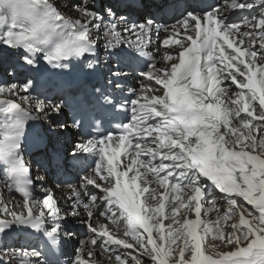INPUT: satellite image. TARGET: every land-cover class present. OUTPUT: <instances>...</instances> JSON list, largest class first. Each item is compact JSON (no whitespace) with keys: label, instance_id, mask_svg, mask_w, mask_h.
Listing matches in <instances>:
<instances>
[{"label":"snow or ice","instance_id":"snow-or-ice-1","mask_svg":"<svg viewBox=\"0 0 264 264\" xmlns=\"http://www.w3.org/2000/svg\"><path fill=\"white\" fill-rule=\"evenodd\" d=\"M73 7L79 18L66 16L52 0H0V161L23 196L19 210L0 199V264H58L53 257L74 235L66 230L68 222L53 197L49 194L37 201L33 181L28 179L23 159L25 125L38 118L29 109L34 107L48 119L50 114L59 116L64 107L33 97L39 86L33 74L41 71L42 62L65 69L69 67L65 61L87 54L92 57L88 69L99 72L107 67L105 87L124 93L128 72L120 63L109 66L98 56L99 35L108 22L105 51L121 56L120 46L127 45L132 51L126 54V67L145 83L123 101L95 89L101 107L131 113L129 122L117 125L120 148L131 151L122 168L111 155L105 164L107 154L100 146L112 141L109 134L99 141L90 139L71 153L74 162L84 153L99 157L82 177V185L100 190L98 196L86 188L83 194L73 189L68 215L79 217L82 206L88 219L81 223L94 235L82 242L72 264H85L84 245L95 248L98 238L106 246L139 253L111 249L110 264H264V0H231L230 9L247 12L235 22L218 7L185 8L183 19L170 31L164 29L162 58L168 63L157 68L151 62L142 71L137 70L135 58L147 55L144 39L154 28L160 31L153 19L124 29L135 35L134 43L115 31L114 22H126L127 17H117L113 6L81 0ZM117 7L136 5L129 0ZM254 8L258 17L251 12ZM173 44L179 46L175 60L167 51ZM34 99V105L22 106ZM66 127L59 123L60 129ZM53 163L62 164L55 153ZM223 204L227 205L223 216L217 215L215 221L201 219L202 210L219 213ZM97 212L118 227L122 218L123 234L130 239L116 238L98 218L94 223ZM193 212L195 219H189ZM178 214L183 219H177ZM228 220L233 222L225 235L216 226ZM209 233L215 234L202 247ZM36 234L46 238L43 248L25 246L17 239ZM217 241L234 250L217 252Z\"/></svg>","mask_w":264,"mask_h":264},{"label":"bare ground","instance_id":"bare-ground-1","mask_svg":"<svg viewBox=\"0 0 264 264\" xmlns=\"http://www.w3.org/2000/svg\"><path fill=\"white\" fill-rule=\"evenodd\" d=\"M102 1L108 2L109 4L107 6H113V10L117 12V17L119 15H124L127 17L126 22H120L118 19L114 22L115 31L120 33L122 38L130 40L134 43L136 42L135 35L126 33L124 29L128 25L135 23L136 18L138 19V22L135 24L139 25V24L146 23L148 18L146 20L143 18L145 16L143 15V10L146 7H151L153 5H156V3L152 2L151 0H141L142 7L122 10L121 7H117L119 5L116 3L117 2L116 0H102ZM52 2L55 3L60 8V10L64 12L66 16H69L74 19L79 18L78 13L76 12L75 8L71 6V4L78 3L80 2V0H52ZM240 2H243V0H240ZM227 4L229 6V1ZM257 17H258V13H257ZM108 23H109V27H111V22H108ZM176 24L177 22L175 24H166L165 26L161 27L158 23H156V25L160 27V31L157 32L156 29L154 28L152 33L150 34V37L147 39H144L143 41L144 50L147 53V55L144 57L147 59H150L152 62H155L157 68L161 67L165 63H168L164 61L162 58L163 53L165 52V48L161 47V41L166 36L164 29H168L170 31L172 26ZM109 27H103L99 35L98 44L99 45L102 44L103 48H104V44L106 43L105 34L109 32ZM107 38L110 39L111 37L109 36ZM120 47L124 49V53L121 56H109L107 52L105 53L106 57L109 59V61H111L110 65H112L113 63H116L115 60H117L118 62L127 61V57H124V55L132 50L129 49L127 45H121ZM178 47H179L178 45L173 44L167 48V51L173 55L174 60L177 55L176 49ZM257 50L259 52V49ZM120 64H124V63H120ZM125 71L128 72V78L124 81L125 89L129 92V95L131 97V90L136 89L138 91L139 89H137V87L140 84L145 83V81H143L140 77L136 76L135 73H133L130 69H127ZM156 87L158 88L159 86H156ZM156 94L159 95L160 92L157 91ZM32 95L36 99L44 100L45 103L51 102L47 99L46 95L35 93V92L32 93ZM35 102L36 101L34 99L30 101V104L34 105ZM51 103L55 104L54 101H52ZM141 103H144V101H141ZM22 106H25V105L23 104ZM29 110L32 112L33 116H37L38 118L34 120H29L27 122V124L25 125V135L30 130L35 129L36 133L40 135L41 137H43V139L47 141L45 142L48 145H50L53 149L57 151H61L62 153L65 152V149H64L65 145L63 142L64 139H66V137H71V138L74 137L73 134L65 131V129L59 128V123H62V121H65L68 118L67 115L64 112H61L59 116H57L56 114H50L49 118L45 119L42 114H39L35 111L34 107H31ZM0 119H2V115H0ZM150 122L152 121H149V123ZM135 131H138V129H136ZM2 138H3V132L2 130H0V140H2ZM77 146H76V149H77ZM30 157H31V151L29 150L28 147L25 146L24 152H23V159L28 168L30 167L29 162L33 161V159H30ZM142 158H146V157H142ZM98 160H99V157H97L94 154V152H89V153H84L80 155L79 162H77V165L67 164L66 167L69 169L72 175V180H70V176H69L62 186L65 189V192H66L65 197L67 200L65 204L63 203L64 205H61L60 202L57 200L56 196L53 197L54 201L56 202L57 207L60 210V215L64 217L65 220H67L68 222L66 225V230H70L72 233H74V235L66 239V241L63 243L62 249L57 253L56 256H54V257L60 256L63 261L62 264H72V262L77 257V252H78V249L81 248L82 242L89 241L90 239L93 238L94 234L91 233L83 223H81V221L88 219L87 213L84 211L82 206H80L78 209L81 213L79 217H70L69 215L65 217V215L67 214L66 212L68 211V209H71L73 205V198H74L73 189L81 190L82 194L85 188L87 189V191L93 189L95 194L99 196L100 194L99 189H96L92 185H82V177L85 175H88L91 172L90 168L92 166H95ZM1 164L6 166L2 161H0V165ZM105 171H106V167H105ZM58 174L59 173L55 172V175H58ZM4 175H5V171L1 168L0 169V199H2L4 203L8 204L10 208H16L17 210H19L18 206L23 202V198L19 196L17 186L14 185L12 182L7 181ZM48 182L50 183V185L53 186V182H51V178H49ZM47 187L48 186H46L45 191H47ZM160 191H163V189H160ZM33 207H37V205H33ZM226 209H227V205L223 204L219 208V213H217L216 211L205 213L202 210L201 219L202 220L211 219L215 221L217 219V215L223 216V213ZM181 211L183 212L184 210L182 209ZM97 218L99 219V222L101 224H104L107 226L108 230L111 233L115 234L116 238L130 239L129 237L124 236L123 234L124 221L122 218L119 220V227L118 225L113 224L111 219H108L105 216H100L98 212L94 214V216L92 217V221L95 223ZM188 218L195 219L194 212L190 213ZM177 219H183V217L178 214ZM164 222L165 224L168 223L167 220H165ZM232 222H233L232 220H228L227 225H223V227L225 226L224 229H227V232L229 231L228 225L231 224ZM203 227L204 225L202 224L200 228L202 229ZM216 227H218V225ZM198 234H202L200 232V229H198ZM211 234H214V233H211ZM17 239L21 244H24L25 246H27L28 244H31L34 247H40V248H43L45 246L44 242L46 241V238L40 236L39 234L32 235L27 238L18 236ZM206 239L202 241V247L208 243V240ZM79 243L81 244L78 249L73 247L74 245H77ZM178 243L180 242L178 241ZM106 247H108L109 250L106 253H104L103 251L105 250ZM111 249H115L118 252L129 251V252H132V254L134 255L139 254L135 250H131V249L125 250L123 249L122 246H117L115 244L106 246L103 244L102 240L98 238L97 245L95 246V248H92L91 245H84L83 260L85 264H110L109 257L111 255ZM89 250L93 251L94 253L91 257H89L87 254ZM233 250H234V246L232 247V249H228L226 251L217 250V252H227V251H233ZM206 254H209V253L206 252ZM185 255L187 257L189 254L186 253ZM144 259L147 260L148 258L145 257ZM56 260L58 261V264H60V261L58 259Z\"/></svg>","mask_w":264,"mask_h":264},{"label":"rangeland","instance_id":"rangeland-1","mask_svg":"<svg viewBox=\"0 0 264 264\" xmlns=\"http://www.w3.org/2000/svg\"><path fill=\"white\" fill-rule=\"evenodd\" d=\"M80 2H81V0H80ZM80 2H78V3H80ZM78 3H77V4H78ZM75 4H76V3H75ZM75 4L72 3L71 6H74ZM0 79H3V77L0 76ZM17 102H18V101H17ZM19 102H20V101H19ZM23 104H24L26 107H28V105L30 104V101H28V102H23ZM55 116H56V115H55ZM48 189H49V188H48ZM50 189H51V188H50ZM50 189H49V190H50ZM56 195H57L56 198H57V200L60 202V204H61V205H64V204H65V201H66V200H65V193H64V191H63L62 189H60V190L58 189ZM62 198H63V199H62ZM64 200H65V201H64ZM63 203H64V204H63ZM66 213H67V214L65 215V217L68 215V211H67ZM222 223H223V224H222ZM222 223H221L222 225L220 224V225H218V227L221 228L222 231H223V234L226 235V234H227V233H226V232H227V229H224L225 226L223 227V225H227L228 221H227V222H222ZM224 223H225V224H224ZM214 234H215V233H214ZM214 234L209 233V235L206 237L207 239H206V238H205V239L209 241V240L212 238V236H213ZM210 237H211V238H210ZM80 244H81V243H79V244H77V245H74L73 247H75L76 249H78L79 246H80ZM217 244H218L217 250H220V251H224V250L226 251V250H228V249H232V247H233V246H228V245H221L219 241H217ZM103 252L106 253L107 251L104 250ZM175 255H176V253L174 252V253H173V257H175Z\"/></svg>","mask_w":264,"mask_h":264}]
</instances>
